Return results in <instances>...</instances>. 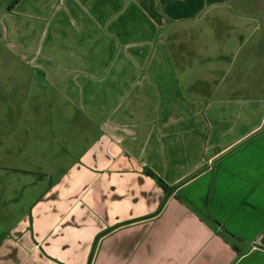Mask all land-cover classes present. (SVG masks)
I'll return each mask as SVG.
<instances>
[{
    "label": "crops",
    "instance_id": "0c3cea01",
    "mask_svg": "<svg viewBox=\"0 0 264 264\" xmlns=\"http://www.w3.org/2000/svg\"><path fill=\"white\" fill-rule=\"evenodd\" d=\"M227 1L0 3L1 38L92 136L50 181H8L0 264H264V97L204 99L248 33Z\"/></svg>",
    "mask_w": 264,
    "mask_h": 264
},
{
    "label": "rangeland",
    "instance_id": "374dc122",
    "mask_svg": "<svg viewBox=\"0 0 264 264\" xmlns=\"http://www.w3.org/2000/svg\"><path fill=\"white\" fill-rule=\"evenodd\" d=\"M11 1L0 0V3L8 5ZM226 9L229 13H224V23L245 24L248 33L244 38L235 36L229 42L230 50L224 49L225 52L231 51L227 55L230 61L226 63V79L220 73L217 79L219 93L215 88L214 95L204 99H219L220 96L224 99L222 101L250 96L263 98L264 0H228ZM6 26L0 24V28ZM207 34H210L206 40L208 52L214 55L219 48L218 41L222 40L214 39L213 32L207 31ZM1 37L0 34V182L4 183H0V195L5 198L8 181L12 182L14 177H33L34 182H38L50 181L60 175L92 136L83 117L47 82L34 66L37 63L23 55L19 45H12L11 41ZM193 47L199 48V45ZM184 73L187 78L181 79ZM202 73L194 62L192 70L178 74V81L185 83L188 77L201 76ZM195 85L199 90H206L199 83ZM181 90L187 93L185 89ZM24 169L34 172L27 174ZM25 204L23 201L17 208Z\"/></svg>",
    "mask_w": 264,
    "mask_h": 264
},
{
    "label": "trees",
    "instance_id": "16d2710c",
    "mask_svg": "<svg viewBox=\"0 0 264 264\" xmlns=\"http://www.w3.org/2000/svg\"><path fill=\"white\" fill-rule=\"evenodd\" d=\"M16 1H17V0H13V1L11 2V5H10V6H13V4H14ZM147 174H149V175H151V176L153 177V175H152L151 172H147ZM157 180H158V182L162 185V187L165 186L160 178H157Z\"/></svg>",
    "mask_w": 264,
    "mask_h": 264
}]
</instances>
